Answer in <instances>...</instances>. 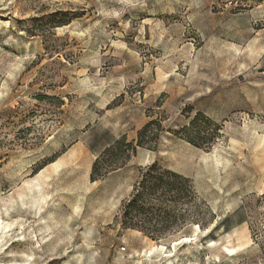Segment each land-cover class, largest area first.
<instances>
[{
  "label": "rangeland",
  "instance_id": "rangeland-1",
  "mask_svg": "<svg viewBox=\"0 0 264 264\" xmlns=\"http://www.w3.org/2000/svg\"><path fill=\"white\" fill-rule=\"evenodd\" d=\"M249 5L0 0V264H264V2ZM197 111L220 126L209 147L171 132ZM149 119L157 148L91 182L101 148ZM154 161L198 198L157 239L117 223Z\"/></svg>",
  "mask_w": 264,
  "mask_h": 264
},
{
  "label": "trees",
  "instance_id": "trees-1",
  "mask_svg": "<svg viewBox=\"0 0 264 264\" xmlns=\"http://www.w3.org/2000/svg\"><path fill=\"white\" fill-rule=\"evenodd\" d=\"M264 0H240L249 6L263 3ZM241 6V5H240ZM68 22V21H67ZM52 27L66 24L58 20ZM43 98L55 99L57 106L61 99L43 95ZM219 124L212 121L203 112L197 111L187 124L171 132L196 147H209L215 140ZM164 130L157 119L146 121L136 133L134 140L125 135L114 139L104 146L91 163L89 179L91 182L105 178L110 172L124 167L136 155L137 148L149 150L157 148L160 133ZM45 159L35 168L38 172L46 164L62 153ZM198 198L192 180L156 161L138 169L129 196L122 202L118 213V224L123 229H134L152 239L195 221L193 213Z\"/></svg>",
  "mask_w": 264,
  "mask_h": 264
},
{
  "label": "crops",
  "instance_id": "crops-1",
  "mask_svg": "<svg viewBox=\"0 0 264 264\" xmlns=\"http://www.w3.org/2000/svg\"><path fill=\"white\" fill-rule=\"evenodd\" d=\"M106 145H107V144H106ZM106 145H105V146H106ZM103 147H104V146H103ZM103 147H102V148H103ZM102 148H101V149H102ZM52 163H53V162H52ZM48 164H49V163H48ZM46 165H47V164H46ZM125 166H126V165H125ZM125 166H124V167H125ZM124 167H122V168H124ZM122 168H119L118 170H120V169H122Z\"/></svg>",
  "mask_w": 264,
  "mask_h": 264
},
{
  "label": "bare ground",
  "instance_id": "bare-ground-1",
  "mask_svg": "<svg viewBox=\"0 0 264 264\" xmlns=\"http://www.w3.org/2000/svg\"><path fill=\"white\" fill-rule=\"evenodd\" d=\"M187 238H188V237H185L184 239H186V240H187Z\"/></svg>",
  "mask_w": 264,
  "mask_h": 264
},
{
  "label": "built area",
  "instance_id": "built-area-1",
  "mask_svg": "<svg viewBox=\"0 0 264 264\" xmlns=\"http://www.w3.org/2000/svg\"><path fill=\"white\" fill-rule=\"evenodd\" d=\"M121 249L123 250V249H124V247H121Z\"/></svg>",
  "mask_w": 264,
  "mask_h": 264
}]
</instances>
